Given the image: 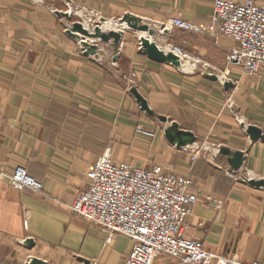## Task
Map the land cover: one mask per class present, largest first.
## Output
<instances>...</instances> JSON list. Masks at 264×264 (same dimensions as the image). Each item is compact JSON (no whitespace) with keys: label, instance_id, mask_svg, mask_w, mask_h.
Instances as JSON below:
<instances>
[{"label":"crops","instance_id":"crops-1","mask_svg":"<svg viewBox=\"0 0 264 264\" xmlns=\"http://www.w3.org/2000/svg\"><path fill=\"white\" fill-rule=\"evenodd\" d=\"M212 6L213 0H181L175 13L206 23ZM12 16L0 35V172L11 175L17 166H26L41 191H18L0 180V264H124L132 241L117 237L105 244V233L76 216L69 203L85 190L84 175L104 144L126 137L121 122L126 115L125 87L111 83L108 72L79 61L74 52H46V27L37 24L28 32L30 19L14 16L12 21ZM31 37L37 46L29 51V44L23 46ZM210 44L214 54L223 56L233 45L216 39ZM133 65L134 87L155 120L137 114V122L157 129L151 147L155 153L150 154L172 155L162 145V132L169 127L189 134L187 138L201 148L192 165V147L172 162L170 157L162 160L167 169L171 164L176 174L191 179V191L201 196L183 235L243 263L262 259L264 187L247 181L264 180V142L251 141L246 128L253 126L264 134V77L241 76L229 91V106L223 103L221 87L199 73L180 72L142 54ZM164 118L168 125L161 129L156 122ZM235 163L237 169L232 167ZM229 171L237 176L236 182ZM153 264L178 262L158 255Z\"/></svg>","mask_w":264,"mask_h":264},{"label":"rangeland","instance_id":"rangeland-1","mask_svg":"<svg viewBox=\"0 0 264 264\" xmlns=\"http://www.w3.org/2000/svg\"><path fill=\"white\" fill-rule=\"evenodd\" d=\"M180 1L181 0H0V35L3 31L2 27L5 25L4 22L7 18H10L11 15H13L11 17L12 21L14 16L21 21L25 20V18L30 19V23L25 25V31L33 32L37 24L39 27H46L44 40L46 52H74L79 55V61H84L95 69L108 72L111 83L119 82L121 85H124L127 105L125 119L121 120V122L126 126V137L123 140L110 138L108 145L104 144L105 147L102 148L103 151L95 161L100 157L106 156L116 163H126L144 170L159 167L164 174L182 177L171 169V164L170 169H167L162 160L170 157V162H172L173 159H178L179 153L186 147H192L191 150L193 153H188L189 164L192 165L197 158V153L201 151V148L196 146V141H184L183 143L186 144H182V141L185 140L183 137L186 135H181V133L175 131L174 128H164L168 125V120L166 118H164L165 122L157 120V125L161 129H165V131L162 132L165 137L162 140V145H164V148H170L172 155L168 156L165 153L153 155L150 153H155V150L152 151V148L157 141V129L147 128L143 126V124L137 122L138 114L144 119L153 120L155 123L153 119L154 116L150 115V113H146L147 110L144 111L142 109L141 103L138 101L135 94L141 99L142 97L137 93L133 84L135 78L133 64L137 55H144L145 53L143 42L146 41L148 44L152 42V44L165 56H167L168 53L174 55L172 49L176 48L184 56L189 57V61L179 62L177 66L170 63L162 65L172 67L180 72L188 74L199 73L205 76L209 81L211 77H215L216 84H218L223 91V103L229 106V91L235 90L241 76L261 80L264 75L260 77L244 74L240 67L229 63L228 57L233 45L224 56L223 54H214L211 51L210 41H214V39L218 41L230 40L226 37L220 36L214 38L204 32L192 33L180 30H164V25L170 18H180L184 20L182 16L175 13V7ZM41 21H44L45 24L41 23ZM187 22L195 25H205L209 21L206 23ZM76 25L81 26L85 31V35L75 30ZM140 27H145L146 30H139ZM27 39L29 42H26L23 47L29 44V51L31 48L35 49L34 47L37 45L33 40L34 38L31 37ZM201 46L205 48V51L200 49ZM193 59L198 60L199 63L195 64L192 61ZM226 86H228V88H226ZM240 117L241 116L237 115L238 121L241 120ZM187 126L188 125H182L183 128ZM190 126L191 125H189V127ZM110 127V136H112L113 125L111 124ZM137 127H142L148 131L154 132L155 137L150 139L137 135ZM96 135L100 134L96 133L95 136ZM169 135L171 137H169ZM97 141L98 139H95V143H97ZM192 159H194V161H192ZM91 166L92 164L88 166L86 173L90 170ZM17 168H23L27 173L26 166H17L11 175H5L0 172V180H6L8 185L12 187L8 179L14 174ZM86 173L84 177L87 187ZM227 175L236 182L237 176H235L232 171H229ZM253 181L254 180L250 179L247 183L251 185ZM237 182H239V178ZM12 188L15 189L14 187ZM72 200L69 203V209Z\"/></svg>","mask_w":264,"mask_h":264},{"label":"built area","instance_id":"built-area-1","mask_svg":"<svg viewBox=\"0 0 264 264\" xmlns=\"http://www.w3.org/2000/svg\"><path fill=\"white\" fill-rule=\"evenodd\" d=\"M164 30L226 37L233 42L228 62L240 67L244 74L264 75V3L214 0L207 24L170 18ZM172 52L184 58L180 62L190 60L176 48ZM136 132L150 139L155 137L154 132L142 127H137ZM86 179V189L72 200L70 209L99 227L106 235L105 244L117 237L132 241L124 264H153L158 255L173 258L178 264H264V257L243 263L233 256L213 253L201 241L183 235L186 219L201 201V196L191 191V179L164 174L159 167L144 170L116 163L106 156L92 164ZM8 180L19 191H41L40 184L23 168H17Z\"/></svg>","mask_w":264,"mask_h":264},{"label":"water","instance_id":"water-1","mask_svg":"<svg viewBox=\"0 0 264 264\" xmlns=\"http://www.w3.org/2000/svg\"><path fill=\"white\" fill-rule=\"evenodd\" d=\"M75 30L78 31L79 33H82L85 35V31L81 28L80 25H76ZM139 30H146L145 27H140ZM143 47L145 48V53L144 55L150 60L153 61L155 63H159V64H166V63H170L173 64L174 66L178 65V58L175 57L172 54H167V56H165L164 54H162L155 45L153 44H148L146 43V41L143 42ZM212 81H215V77H211L210 78ZM226 88H228V86H226ZM136 98L138 99V101L141 103L142 109L144 111L147 110V105L145 103V101L143 99H141L137 94H135ZM246 133L249 136L251 141H261L264 142V134L262 133V131L256 127L253 126H249L246 128ZM186 135L183 138H185V140L182 141V144H186L183 143L184 141H189L190 139H188L187 137L189 136V134H183ZM169 137H171L169 135ZM241 160V155L238 154L237 155V161ZM232 167L234 169L238 168V163H235L232 165ZM251 185L255 186V187H264V180H260V181H253L251 182Z\"/></svg>","mask_w":264,"mask_h":264},{"label":"bare ground","instance_id":"bare-ground-1","mask_svg":"<svg viewBox=\"0 0 264 264\" xmlns=\"http://www.w3.org/2000/svg\"><path fill=\"white\" fill-rule=\"evenodd\" d=\"M150 44H152V42H150ZM173 53V52H172ZM174 54V53H173ZM178 54H174L175 57L178 58V62L182 61L184 58L182 56H177Z\"/></svg>","mask_w":264,"mask_h":264}]
</instances>
